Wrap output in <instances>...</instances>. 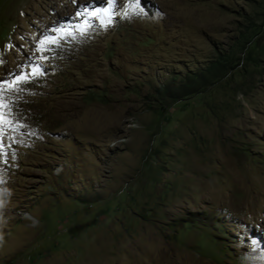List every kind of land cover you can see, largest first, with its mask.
Segmentation results:
<instances>
[{
	"label": "rangeland",
	"instance_id": "obj_1",
	"mask_svg": "<svg viewBox=\"0 0 264 264\" xmlns=\"http://www.w3.org/2000/svg\"><path fill=\"white\" fill-rule=\"evenodd\" d=\"M139 7L0 0V264H264V0Z\"/></svg>",
	"mask_w": 264,
	"mask_h": 264
},
{
	"label": "snow or ice",
	"instance_id": "obj_2",
	"mask_svg": "<svg viewBox=\"0 0 264 264\" xmlns=\"http://www.w3.org/2000/svg\"><path fill=\"white\" fill-rule=\"evenodd\" d=\"M115 0H107V3L109 6H112L114 4ZM130 5H134L139 10H134L133 12H125V15H144L145 10L142 7H139L141 4V0H129ZM109 9H105L104 11H108ZM87 11V9H85ZM96 13H93L95 15ZM79 15V13H78ZM56 31H60L57 29ZM57 40L56 38L49 37V36H43L38 42H37V52H45L48 51L49 48L47 47L48 44H56ZM44 47H41V46ZM30 59V58H29ZM41 59H46V57H41ZM42 68L41 66H34L31 69L30 73L24 74H17L12 81L9 83V81H0V137L3 135V124L5 123V113L2 111L4 108L8 107L3 101L5 99L4 93L5 91H8L10 93H20L24 91L23 85L27 84L29 82V77H34L38 75H42ZM7 85V88L5 87ZM2 154V153H0ZM253 243H256L253 241Z\"/></svg>",
	"mask_w": 264,
	"mask_h": 264
},
{
	"label": "bare ground",
	"instance_id": "obj_3",
	"mask_svg": "<svg viewBox=\"0 0 264 264\" xmlns=\"http://www.w3.org/2000/svg\"><path fill=\"white\" fill-rule=\"evenodd\" d=\"M26 217H27L28 219L33 220V218H32L30 215H26Z\"/></svg>",
	"mask_w": 264,
	"mask_h": 264
}]
</instances>
